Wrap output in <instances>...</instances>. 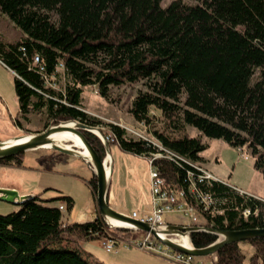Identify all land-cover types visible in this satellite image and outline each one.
Listing matches in <instances>:
<instances>
[{
    "label": "trees",
    "instance_id": "16d2710c",
    "mask_svg": "<svg viewBox=\"0 0 264 264\" xmlns=\"http://www.w3.org/2000/svg\"><path fill=\"white\" fill-rule=\"evenodd\" d=\"M161 1L0 0L1 16L22 32L15 42L0 40V61L15 75L16 125L37 114L44 116L45 129L66 121L97 126L100 121L82 109L84 87L96 86L108 98L112 87L142 82L128 111L163 154L175 155L154 163L168 187L184 189L188 173L196 172L193 165L203 166L201 153L209 147L203 136L245 148L264 181V0H172L164 8ZM188 127L199 134L190 136ZM108 132L124 153L147 157L158 151L151 140L132 139L117 124L109 123ZM85 135L104 158L99 139ZM22 163L23 153L0 160V165ZM88 184L94 195V174ZM198 188L213 198L200 210L205 226L264 227L260 199L221 181ZM53 202L66 211L74 205L70 196L44 200L37 194L18 210L0 214V264H100L78 241L135 235L108 228L99 215L68 223L58 206L49 205ZM215 239L191 233L197 248ZM242 244L253 247L247 264H264V238L224 246L215 253V264H244Z\"/></svg>",
    "mask_w": 264,
    "mask_h": 264
},
{
    "label": "rangeland",
    "instance_id": "374dc122",
    "mask_svg": "<svg viewBox=\"0 0 264 264\" xmlns=\"http://www.w3.org/2000/svg\"><path fill=\"white\" fill-rule=\"evenodd\" d=\"M171 1L162 0L160 6L164 8ZM183 1L193 3L192 0ZM21 35V30L16 28L6 16L0 14V40L15 42ZM14 77V73L0 63V141L45 130L43 127L45 118L37 114H30L28 122L21 119L20 127L16 125L15 119H20V117L17 116L18 101L14 90ZM62 84L63 80L53 86L57 88ZM140 89H144L142 82L112 87L108 98H104L100 96L96 86H90L84 87L81 95L82 109L100 121L96 127L106 137L113 159L109 203L110 205H123L126 209L123 211L129 215L132 210H141L142 205L143 207L150 205L149 163L144 159V156L124 153L117 148L118 146L112 144L113 141L108 136V124H117L125 128L126 136L132 139L146 138L156 142L148 129L143 124L136 122L128 111L133 98ZM187 131L190 136L199 134L198 130L193 127H188ZM202 139L209 144L208 149L201 153V157H204V169L212 173L215 178L217 177L219 181L227 182L243 192L264 199L262 175L252 166L253 158L245 148L238 150L221 139H209L204 136ZM22 164L20 167L0 165V185L15 187L22 195L39 194L40 198L44 200L70 196L74 200V205L69 211H66V208L63 210V220L68 223H82L91 218L90 214L94 211V195L88 181L93 174L84 162L58 151L42 148L23 153ZM17 208L10 202L0 201V214L10 213ZM162 216L167 223L187 224L189 222L184 215L179 213H165ZM133 232L135 235L126 240L131 246H120L117 243L113 245L114 251L110 253L105 252L101 246V239L82 241L83 247L92 255H96V259L100 262L127 264V258H134L133 252L138 251L133 243L141 242L145 237L141 231ZM241 246L242 253L246 256L244 264H247L253 247L248 244ZM122 250L131 252L125 256ZM196 259H200L206 264L216 263V255Z\"/></svg>",
    "mask_w": 264,
    "mask_h": 264
},
{
    "label": "water",
    "instance_id": "95a60500",
    "mask_svg": "<svg viewBox=\"0 0 264 264\" xmlns=\"http://www.w3.org/2000/svg\"><path fill=\"white\" fill-rule=\"evenodd\" d=\"M67 132L71 137L76 138L80 146L75 145L72 139L69 143H62L55 139L60 133ZM86 133L97 137L103 145L105 152L101 158L97 151L85 137ZM104 134L96 126L86 125L79 121L59 122L55 125H48L40 133L23 134L7 140L0 141V160L37 149H51L60 153L72 156L84 162L96 178L95 202L96 210L103 222L109 228H122L131 231H141L150 234L155 240L165 247L179 252L183 255L202 258L215 255L224 246L247 240L264 238V227H254L241 230H218L205 225L186 224H154L143 221L131 215L113 209L108 202L111 177L113 172V159L111 156L108 141ZM70 137V138H71ZM108 171H107V165ZM34 194L22 195L12 186H0V201L7 202L19 207L26 200L34 199ZM202 232L216 237L209 245L197 248L191 243V233ZM180 237L184 244L175 243L170 237Z\"/></svg>",
    "mask_w": 264,
    "mask_h": 264
},
{
    "label": "built area",
    "instance_id": "2783aa9c",
    "mask_svg": "<svg viewBox=\"0 0 264 264\" xmlns=\"http://www.w3.org/2000/svg\"><path fill=\"white\" fill-rule=\"evenodd\" d=\"M38 58L35 57L34 62L36 63ZM1 63V61H0ZM146 139V138H143ZM112 140V139H111ZM113 141V140H112ZM156 147H158V151L151 153L149 156L145 157L149 162V180H150V205L149 209L143 211L141 213L131 212L130 215L132 217L138 218L143 221L151 222L154 224H164L167 223L166 220L163 219V214L165 213H179L180 215H184L189 222L186 225H204V218L200 214V210L208 209L211 204H213V198L203 193L199 190V184H211L212 182L219 181L217 177L210 173L208 170L204 169L200 164H194L193 169H196L195 173H188V181L187 185L184 189H172L168 187L164 182V178L161 176L159 169L154 164L158 158L165 157L171 160L176 159L175 155L170 152H165L157 142H153ZM240 150V148H238ZM223 182V181H221ZM227 183V182H224ZM230 185L229 183H227ZM232 186V185H230ZM237 192L241 194H246L252 197H255L251 194L241 191L235 186H232ZM257 198V197H255ZM189 199L194 200V203H191ZM259 199V198H257ZM264 202V199H260ZM59 211L63 212L65 209V205L63 203L58 205ZM249 214L248 210L243 212V216H247ZM109 234V233H108ZM145 237L141 242L133 243V246L138 250L143 251L145 253H151L157 255L161 258L169 260L174 264H206L200 259H196L195 256L191 257L188 255H183L179 252H175L163 244H160L157 240H155L150 234L144 233ZM172 241L175 243H180L184 241L181 240L180 237H170ZM119 243L121 245L131 244L123 239H120L112 234H109L107 238L103 241V247L107 252L112 251L114 248L113 245ZM184 244V243H183Z\"/></svg>",
    "mask_w": 264,
    "mask_h": 264
},
{
    "label": "crops",
    "instance_id": "0c3cea01",
    "mask_svg": "<svg viewBox=\"0 0 264 264\" xmlns=\"http://www.w3.org/2000/svg\"><path fill=\"white\" fill-rule=\"evenodd\" d=\"M112 175H113V173H112ZM0 186H4V185H0ZM108 202H109V200H108ZM59 204H60V202L49 203L50 206H58ZM110 206L113 207V209H116L118 211L120 210L121 212H124L123 210H126L125 207L123 205H120V204L110 205ZM96 208L97 207H96V202H95V198H94V209H93L94 211L90 214L91 218L88 221L93 220L97 215H99L98 211L96 210ZM15 210H18V208L15 209ZM146 210H148V205H146L144 207L142 205L141 210H139V211L138 210H132V211L141 213V212L146 211ZM101 241H102V245H103L104 239H101ZM83 245H84V243L82 241H80L79 242V247L84 251V253H87V255H89V259H91L94 262L100 263V264H106L105 262L103 263V262L98 261V259H96V255H92L87 250H85ZM121 246H124V245H121ZM113 251H114V249L112 251H110V252H113ZM122 251H124V255L125 256L128 255L127 253L131 252V251L125 252L126 250H122ZM105 252H107V251L105 250ZM110 252H107V253H110ZM133 255H134L133 256L134 258H132V257L130 259L127 258V264H174V263H172V262H170V261H168L166 259H163V258H161V257H159L157 255H154V254H151V253H145V252L140 251V250H138L137 252L134 251ZM114 262L116 263V261H114ZM116 264H118V263H116Z\"/></svg>",
    "mask_w": 264,
    "mask_h": 264
},
{
    "label": "bare ground",
    "instance_id": "6f19581e",
    "mask_svg": "<svg viewBox=\"0 0 264 264\" xmlns=\"http://www.w3.org/2000/svg\"><path fill=\"white\" fill-rule=\"evenodd\" d=\"M125 129V128H124ZM126 130V129H125ZM69 133L67 132H63V133H60L58 136H55V139L59 140L60 142L62 143H65V142H69V140L72 139V142L77 145V146H80L79 142L76 141V138H73L71 137ZM136 137V136H135ZM100 141V140H99ZM144 159H145V156H144ZM147 160V159H146ZM149 163V162H148ZM107 165V164H106ZM107 171H108V165H107ZM252 197V196H251ZM256 197V196H255Z\"/></svg>",
    "mask_w": 264,
    "mask_h": 264
}]
</instances>
